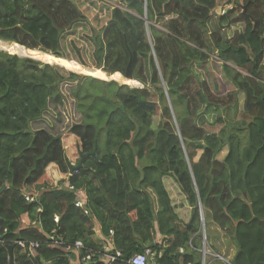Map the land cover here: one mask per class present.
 <instances>
[{
  "label": "trees",
  "instance_id": "1",
  "mask_svg": "<svg viewBox=\"0 0 264 264\" xmlns=\"http://www.w3.org/2000/svg\"><path fill=\"white\" fill-rule=\"evenodd\" d=\"M233 1L208 36L219 0H0V41L124 77L132 56L129 79L144 85L0 50V264H11L10 247L14 264H70L61 250L32 257L15 244L54 229L99 249L93 219L75 206L81 189L126 259L150 247L163 251L161 264H201L202 208L208 242L212 221L237 246L235 264H264V0ZM213 58L230 103L217 94ZM74 83L81 122L69 133L83 166L71 173L64 139L31 125ZM240 94L248 121L232 117ZM218 123V132L204 127ZM49 168L61 174L56 187ZM167 179L188 204L184 221Z\"/></svg>",
  "mask_w": 264,
  "mask_h": 264
},
{
  "label": "built area",
  "instance_id": "2",
  "mask_svg": "<svg viewBox=\"0 0 264 264\" xmlns=\"http://www.w3.org/2000/svg\"><path fill=\"white\" fill-rule=\"evenodd\" d=\"M228 9L222 10L220 15H224ZM72 166L75 167V163L71 162ZM65 185V184H64ZM70 190L75 188L69 185ZM27 200L33 202L34 198L27 196ZM75 206L82 209L85 215L91 216L94 221V233L96 239L100 243L99 249L88 248L83 241L77 240L75 242H69L66 238L59 234L57 229L52 230L50 233L45 234V240L34 241V240H17L15 244L23 251H28L30 256L34 257V251L40 249L41 246H48L51 249H58L65 253L70 259V264H161L160 259L163 257L162 250H155L153 248H146L141 253H136L129 259H126L122 251L118 250L114 243V231L109 232V236H104L102 233L101 224H99L90 210L86 205V192L81 189L78 191L77 200ZM203 223V241L202 247L198 249L201 254V264H215L220 262L222 264H232L231 260L216 252L209 244L206 236V228L204 217L202 215ZM55 223L58 224L60 221L59 216L55 217ZM22 227H33L37 228V222L27 223L25 220L22 221ZM208 244L211 249H208ZM180 253H184L181 249Z\"/></svg>",
  "mask_w": 264,
  "mask_h": 264
},
{
  "label": "rangeland",
  "instance_id": "3",
  "mask_svg": "<svg viewBox=\"0 0 264 264\" xmlns=\"http://www.w3.org/2000/svg\"><path fill=\"white\" fill-rule=\"evenodd\" d=\"M219 1H220L219 2V8L220 7L228 8L227 6H229V8H231L230 6H233V5H231V3L234 2L233 0H219ZM240 26H243V25L239 24V27ZM237 27L238 26H236L234 28H237ZM160 28H162V27H160ZM234 30H236V29H232L231 31H228V33L230 32L229 36L233 35ZM1 42H4V41H1ZM4 43L11 45L10 43H7V42H4ZM0 50H2V49H0ZM2 51H4V50H2ZM4 52H6V50ZM212 57H214V55H212ZM213 60H214V58L212 59V61H210V63L208 65L210 67L209 71H210L211 78L217 83V86H218L217 88L219 89L217 94H221L222 96H224L221 99L224 98L226 103H230L231 102L230 96L233 95V97H235V94L230 95V93H234L233 87L231 86V84H228L227 82H225L223 80L222 73L220 74V71H218L217 68H214L212 66ZM87 68H91V67H87ZM231 68L235 69L236 67L231 64ZM106 73H108V72H106ZM122 76L124 77L123 74H122ZM112 81H114V80H112ZM119 84H122V83H119ZM127 85L132 87V88H141V89L144 88V85L142 83H141L142 86L141 85L134 86V85H129V84H127ZM74 87H75V83L63 85L62 86V93H63L62 98H60L58 103H56L54 101H50L49 111L45 114V116L40 121H38V122L36 121V122L32 123L31 129H33V130L43 129V130H46V131L52 133L55 136H61L64 139V143L66 146L65 147L66 153L68 155L69 160H72L73 163H76V161H77L76 158H78V156H79V144H76V146H74V144H75L74 139L76 137L69 133V129L71 128L72 125L81 122V118L78 115L77 111L75 110L76 105L74 103V100H72V97H70V91ZM149 89L153 90V88H151V87ZM236 100H238L240 102L239 103L240 106H239L238 111L236 112V115L233 114L232 117H234V120L245 119V121H248L247 118L244 116L245 115L244 114L245 113V105H244L243 94H240L239 96H237ZM223 119H224L223 122H225V121L229 122L230 121L229 119H231V118L228 116H225ZM158 120H159V118H157L156 122H158ZM223 124H225V123H218L217 125L205 124L204 127L208 131L218 132L222 128ZM183 149H184V147H183ZM56 171H57V169H56ZM56 171L51 169V168L48 169V173L53 176L52 177L53 182H54L53 187H56L58 185V183H60V179H62L61 174H58L59 171H57V172ZM57 181H58V183H57ZM166 184H167L168 190L171 192V195L174 198V202L176 204L179 202L185 203L187 206V209L181 207V205L179 208V212L182 214V220L184 221L185 217H188V213H189L188 204L186 203L184 197L182 196L180 188L174 183L173 179H167ZM31 194H33V192H31ZM201 213H202L201 215H203V217H204L202 210H201ZM202 230H203V226H202ZM215 231H216V228L209 224L208 225V235H209V238L211 241L213 236L215 234H217L213 240V245L217 248L220 245V243H222L224 237H223V235H221V233L219 231H216V232ZM209 244L207 247H208V249H211L210 248L211 244L210 245ZM221 255H223V254H221ZM223 256H225V255H223ZM217 263L221 264L220 262H217Z\"/></svg>",
  "mask_w": 264,
  "mask_h": 264
},
{
  "label": "bare ground",
  "instance_id": "4",
  "mask_svg": "<svg viewBox=\"0 0 264 264\" xmlns=\"http://www.w3.org/2000/svg\"><path fill=\"white\" fill-rule=\"evenodd\" d=\"M10 44L11 45H8L0 41V49L18 55L21 58H30L43 63L58 64L60 66H63L64 68L75 71L77 73L86 74L102 80H115L122 84H129L134 86L141 85L139 82L124 78L121 73H115L110 75L104 72L102 69L87 68L83 65L78 64L77 62H71L67 61L66 59L57 58L51 54L42 52L40 50H30L16 43Z\"/></svg>",
  "mask_w": 264,
  "mask_h": 264
},
{
  "label": "crops",
  "instance_id": "5",
  "mask_svg": "<svg viewBox=\"0 0 264 264\" xmlns=\"http://www.w3.org/2000/svg\"><path fill=\"white\" fill-rule=\"evenodd\" d=\"M220 2V1H219ZM219 4V3H218ZM229 8V6H227ZM231 8H229L228 10H232L233 8H235V5L233 6H230ZM226 8H222L220 7L219 8V5H218V8L217 10L215 11V13L213 14L212 18L210 19L209 21V24L207 25V29H206V35H210L211 32L215 31L214 29H216L218 27V19L220 16L219 13L224 10ZM72 161V160H70ZM27 223H29V221L25 220ZM210 225L214 226L216 228V231H219L221 233V235H223L224 239L222 241V243H220V245L216 248L214 245H213V240H214V237L217 235L215 234L213 236V238L211 239L210 241V244L211 246L218 252H220V254H223L225 255L227 258H229L231 260V262H233L235 260V258L237 257V254H238V248L237 246L230 240V237L227 233H225L223 230H221L217 225H215L212 221L210 222ZM215 231V232H216ZM103 233V232H102ZM95 238H97L95 236ZM210 240V238H209ZM11 262V261H10ZM35 263V262H34ZM13 264H14V259H13ZM44 264H51L50 262H47V263H44ZM215 264H218V263H215ZM222 264V263H221Z\"/></svg>",
  "mask_w": 264,
  "mask_h": 264
},
{
  "label": "water",
  "instance_id": "6",
  "mask_svg": "<svg viewBox=\"0 0 264 264\" xmlns=\"http://www.w3.org/2000/svg\"><path fill=\"white\" fill-rule=\"evenodd\" d=\"M9 54H11V55H15V54H12V53H9ZM17 56H18V55H17ZM18 57H20V56H18ZM20 58H21V57H20ZM62 59H63V58H62ZM71 62H74V61H71ZM46 64H51V63H46ZM131 64H132V56H131V58H130V62H129V64H128L127 68H126V76H125L126 79H129V72H130ZM55 65L60 66V65H58V64H55ZM60 67H63V66H60ZM63 68H64V67H63ZM65 69H67V68H65ZM68 70H69V69H68ZM70 71H72V70H70ZM72 72L77 73V72H75V71H72ZM77 74L85 75V76H89V75L81 74V73H77ZM92 77H93V76H92ZM98 79H99V78H98ZM105 81H109V80H105ZM110 81H112V80H110ZM114 81H115V80H114ZM123 85H127V84H123ZM82 166H83V159H82V161H81V163L79 164L78 167L71 166V173L74 172L75 169L81 168ZM6 188H7V185H3L2 188L0 189V194H2V193L6 190ZM9 255H10V261H11V264H13V247H10V248H9ZM235 259H236V258H235ZM232 264H235V260L232 262ZM257 264H261V263H257Z\"/></svg>",
  "mask_w": 264,
  "mask_h": 264
},
{
  "label": "clouds",
  "instance_id": "7",
  "mask_svg": "<svg viewBox=\"0 0 264 264\" xmlns=\"http://www.w3.org/2000/svg\"><path fill=\"white\" fill-rule=\"evenodd\" d=\"M226 9H229V8H226ZM224 10H225V9H224ZM228 11H229V10H228ZM228 11H226V13H227ZM226 13H225V14H226ZM219 14H221V12H220ZM225 14H224V15H225ZM222 16H223V15H222ZM201 210H202V208H201ZM201 214H202V213H201Z\"/></svg>",
  "mask_w": 264,
  "mask_h": 264
}]
</instances>
